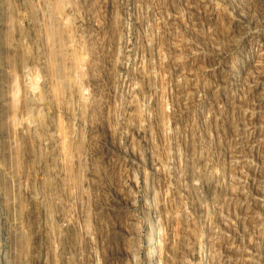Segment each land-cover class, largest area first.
<instances>
[{
	"label": "rangeland",
	"instance_id": "1",
	"mask_svg": "<svg viewBox=\"0 0 264 264\" xmlns=\"http://www.w3.org/2000/svg\"><path fill=\"white\" fill-rule=\"evenodd\" d=\"M0 264H264V0H0Z\"/></svg>",
	"mask_w": 264,
	"mask_h": 264
},
{
	"label": "bare ground",
	"instance_id": "2",
	"mask_svg": "<svg viewBox=\"0 0 264 264\" xmlns=\"http://www.w3.org/2000/svg\"><path fill=\"white\" fill-rule=\"evenodd\" d=\"M149 239H152V233H150V237H149ZM153 245H154V242H153V241H152V242H149V243L147 244V247L149 246L150 249H151V254H152V252H153V250H154Z\"/></svg>",
	"mask_w": 264,
	"mask_h": 264
}]
</instances>
